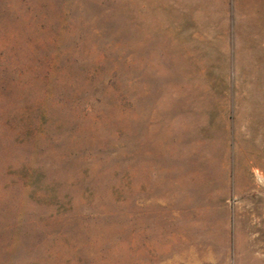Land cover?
<instances>
[{
	"label": "rangeland",
	"instance_id": "1",
	"mask_svg": "<svg viewBox=\"0 0 264 264\" xmlns=\"http://www.w3.org/2000/svg\"><path fill=\"white\" fill-rule=\"evenodd\" d=\"M0 264H264V0H0Z\"/></svg>",
	"mask_w": 264,
	"mask_h": 264
},
{
	"label": "bare ground",
	"instance_id": "2",
	"mask_svg": "<svg viewBox=\"0 0 264 264\" xmlns=\"http://www.w3.org/2000/svg\"><path fill=\"white\" fill-rule=\"evenodd\" d=\"M245 102V101H244ZM244 102H241V103H244ZM245 126H246V128H251V127H253L254 126V124L255 123H258L254 118H252V117H250V115L248 114V113H246L245 114ZM260 123V122H259ZM241 131V130H240ZM242 131H243V129H242ZM188 132V131H187ZM251 132V131H250ZM191 133V132H190ZM189 133V134H190ZM186 134H188V133H186ZM188 134V135H189ZM257 134V133H256ZM185 136V135H184ZM192 137V136H191ZM184 138V137H183ZM183 138L181 139L182 141H183ZM256 140V139H255ZM181 141V142H182Z\"/></svg>",
	"mask_w": 264,
	"mask_h": 264
}]
</instances>
